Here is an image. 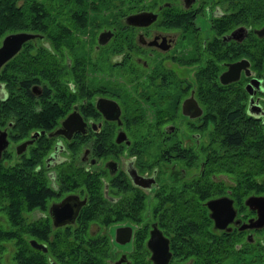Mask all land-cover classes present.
<instances>
[{
  "label": "trees",
  "instance_id": "trees-1",
  "mask_svg": "<svg viewBox=\"0 0 264 264\" xmlns=\"http://www.w3.org/2000/svg\"><path fill=\"white\" fill-rule=\"evenodd\" d=\"M211 2L223 5V12L210 18L214 35L204 48L198 42L192 55L186 53L178 58L183 64L193 65V81L187 85L193 88L203 108L199 128L206 129L210 146L197 147L193 163L179 159L178 164L185 169L194 165V178L178 177L180 188L163 184L162 192L154 194L156 201L150 213L169 233L178 259L190 258V264H264V230L261 240L255 238L252 242L241 240L239 232L235 236L231 231H217L211 226L203 203L209 197L226 194L239 212L244 209L243 199L248 194H264L263 124L246 110V92L240 80L224 84L217 79L222 61L238 56L247 57L255 73H261L264 37H256L249 30L237 43L223 42L219 35L237 24L252 28L264 23V0ZM141 9L159 11L158 25L193 30L192 11L176 8L171 0H0V38L11 31L35 34L0 65V85L4 92L0 96V128L7 129L10 139H22L36 129L47 131L51 122H56L80 94L77 86L84 82L86 69L92 64L90 55L96 44V31L110 28L118 34L127 26L122 24L121 17ZM109 44L118 42L112 39ZM126 65L134 66V63L128 61ZM158 71L159 67L155 66L149 73ZM164 71L163 76L169 73ZM68 81L74 83L72 89L68 88ZM33 82L41 83L40 95H32L29 88ZM185 89L187 86L179 89L180 97L187 92ZM120 99L125 108L138 107L125 94ZM173 117L172 110L167 114L157 107L147 125L158 128L167 120L173 121ZM157 128L144 132L151 139ZM51 138L45 133L37 135L14 160L10 150L2 153L0 264H51L47 255L52 264H107L108 242L105 236L88 235L86 222L91 219L98 223L139 221L148 197L120 195L119 204L112 206L101 193L98 173L81 170L73 163L79 148L74 139L66 145L69 153L65 165L69 169L58 168L54 172V188L42 162L51 148ZM201 157L204 160L198 167ZM73 189L83 190L87 198L76 225L51 229L47 217L30 218L32 210L43 211L49 199ZM91 204H101L103 208L98 213L91 212ZM49 230L52 237L47 250L33 249L31 238L45 240ZM132 264L149 263L136 258Z\"/></svg>",
  "mask_w": 264,
  "mask_h": 264
},
{
  "label": "flooded vegetation",
  "instance_id": "flooded-vegetation-1",
  "mask_svg": "<svg viewBox=\"0 0 264 264\" xmlns=\"http://www.w3.org/2000/svg\"><path fill=\"white\" fill-rule=\"evenodd\" d=\"M204 1L171 0L176 8L192 11L190 16L192 17L191 27L193 30L181 31L180 28L158 25L159 11L151 9H141L150 10L156 14L155 18L148 24L133 25L126 23L124 18L127 13L121 17L122 24L127 26L120 29V33L115 34L110 28L98 29L94 37L96 44L94 43V50L92 49L90 55V63L92 64L89 66L90 68L86 69L87 76L84 78V82L77 86L80 94L75 101L70 103V108L61 117L57 118L56 122H51V127L47 131L43 129L32 130L27 137L16 141L10 139L7 129L0 128L5 130L8 139L6 147L1 151L0 158L5 150H10L8 148L9 142L13 144L10 157L14 160L12 156L14 155L16 159L18 155L25 152L27 146L33 143L37 135L45 133L47 136L52 137L51 148L43 156L42 162L54 188H56L54 172L58 168L69 169L65 165L69 153L66 145L74 139L75 142L78 141L79 148L73 157V163L77 164L81 170L98 173L102 182L101 193L111 202L112 206L119 204L120 199L118 198L120 195L143 194L148 197L145 209L141 210L139 221L124 219L98 223L96 220L91 219L86 222L85 231L88 235L102 236L103 238L105 236V240L109 245V255L105 258L107 264H132V261L134 262L136 258L138 261L143 260V263L153 264L155 263L153 261L154 257L155 259L165 258L166 264L191 263L190 258L178 259L174 255L169 233L164 230V226L158 224L150 211L152 203L156 201L154 194L162 192L163 184L166 187L179 186L178 188H180L181 180H177L178 177L186 180L194 178L196 174L194 165L185 169L178 164L179 159L193 163L197 147L200 145L210 146L206 129L204 131L199 128V117L203 108L197 101L193 88L187 85L188 82L193 81V65L183 64L178 59L180 56H185L186 53L187 56L192 55L198 42L204 48L206 42H209L208 39L214 35L210 18L213 15L221 14L223 5L211 2V5L206 7L203 5ZM163 3L168 4L169 2L163 1ZM205 7L208 10L207 15L202 11ZM261 25L251 28L243 24H237L220 34L219 38L223 42L234 41L239 43L246 37L249 30L256 37H264V35H257L253 31ZM202 26L211 28L212 33L202 31ZM104 29L109 30L111 34L104 43L100 44L97 42V34ZM197 37L202 39L198 38L197 40ZM112 39L117 41L118 44H109ZM100 45H104V47L100 48ZM241 57L247 59V57ZM241 57L222 61V68L217 74V79L219 73L226 69L228 62L238 60ZM128 61L133 62L135 68L126 65ZM247 61L248 74H244L242 68L237 79L224 84L234 81L239 83V80L243 83L246 92L245 108L250 115H253L263 124L264 130V63L262 64L261 73L258 75L250 67L248 59ZM155 66L159 67L160 71L150 75V68ZM181 66L188 68V71L190 70L191 79H188L189 74L187 76L180 74L179 67ZM162 70L169 73L163 76ZM181 81L183 82L181 83ZM173 85L174 87H172ZM246 85L252 89V92L248 91ZM67 86L72 89L74 83L68 81ZM186 86L187 90L185 89L184 92H187L180 97L179 89L186 88ZM29 89L32 95H40L41 83L33 82ZM168 92L170 93L168 94ZM83 93L85 95H82ZM190 93L200 108V113L196 116H189L197 112V108L192 104H190L191 108L187 112L182 113L181 111V102ZM124 94L126 97L131 98L132 103L137 104L138 107H123L120 96L124 98ZM110 99L116 102L117 111L110 106ZM157 107H162L167 114L172 110L174 113L173 121L167 120L161 123L158 128L153 124L147 125V122L152 121L154 109ZM73 109L78 113L80 121L74 118L69 125L60 122ZM135 121L141 123H134ZM56 127L60 129L57 130L58 133L54 134L53 129ZM208 127L209 124H207ZM154 128H157V130L149 139L144 131ZM117 135L120 139H116ZM27 139H31V141L26 142L23 147L18 146V151H16V145ZM203 160L204 157L199 159L198 167H201ZM178 170L180 171L179 175ZM69 195L76 196L82 203L74 213L76 200L72 198L65 199L63 201L65 204H72L71 210L63 215L61 211L64 209L65 204L62 203L57 216L59 223L53 222L49 207ZM217 196L229 197L226 194L213 197ZM229 198L234 214L229 221L221 224V227L215 225L210 217V210L205 205L207 199L203 201L207 209V215L211 219V226L217 231H231L235 236V233L239 232L241 240L246 239L251 242L255 238L261 240L263 235L261 231L264 230V224L240 227L241 224L247 223L248 218L254 219L256 217L255 210L250 209L243 199L244 209L238 212L237 207L233 204V199ZM86 201L87 198L83 190L62 191L59 195L49 199L43 211L32 210L30 218L47 217L51 229L69 225L73 227L74 224L78 223L79 211ZM102 208L101 204L89 205L91 212L98 213ZM120 227L123 229L116 231ZM155 229L166 240V254L164 251H155L153 238L150 242L148 241L149 244L147 242L150 233L152 236V231H155ZM125 234L128 236L126 240L124 238ZM159 234L153 237L156 245L161 248V241L164 240L161 239ZM51 237L52 233L49 230L46 231L45 240L31 238L38 243H43L45 247L44 250L34 246L32 248L45 252L47 250L46 245L50 242ZM46 258L52 264L49 255Z\"/></svg>",
  "mask_w": 264,
  "mask_h": 264
},
{
  "label": "water",
  "instance_id": "water-1",
  "mask_svg": "<svg viewBox=\"0 0 264 264\" xmlns=\"http://www.w3.org/2000/svg\"><path fill=\"white\" fill-rule=\"evenodd\" d=\"M155 15L156 14L153 11L141 10V11H135L132 13H128L124 19H125L126 23H130L133 25H145V24L150 23L155 18ZM253 31L257 35H264V24H262L258 28H255ZM110 34H111V32L109 30H106V29L101 30L97 34V42L100 44L104 43ZM34 36H35L34 33L28 32V31H11V32H7L4 35H2V37L0 38V65L5 60H7L20 47V45L23 41H25L29 38H32ZM247 64H248L247 59L243 58V57L239 58L238 60L228 62L226 64V69L221 71L218 75L219 81L221 83H225V82H229V81H233V80L237 79L239 72L242 68H243L242 71L244 72V74H248ZM247 88H248L249 92H252L251 88H249L248 86H247ZM1 90L2 89L0 88V96H2L4 94L3 91H1ZM249 100H250V97H249ZM109 103H110V106L115 108L117 111L116 102L114 100L110 99ZM190 104H192L195 108H197V112L193 113L189 116L198 115L200 113V108L196 104L191 93L186 98H184L181 102L182 113L187 112L191 108ZM74 118L76 120L80 121V117H79L78 113L75 111V109H73L71 112H69L60 122H62L64 125H69L72 123V120ZM58 129H60V128L56 127L55 129H53V133L54 134L58 133L57 132ZM116 139H120L119 135H117ZM30 141H31V139H27L26 141L24 140V141L20 142V144L16 145V151H18V146L23 147L24 144H26V142H30ZM7 142H8V139L6 137L5 130L0 129V154H1V151L6 147ZM67 198H72V199L76 200V202H75L76 204L74 207V213H75L77 207L82 203V201L78 200L76 198V196L69 195V196L65 197L64 199H62L61 201H59L58 203L52 204L49 207V211L52 215L53 222L59 223V219L57 218L58 212H59V209H60V206L62 205V203H63V205L65 204V202H63V201ZM244 203L250 209L255 210L256 217L254 219L248 218L247 223H244L243 225L241 224L240 227L242 228V227H246V226L250 227V226L263 225L264 224V195H248L244 198ZM205 205L210 210V217L213 219L214 224L217 225L218 227H221L220 226L221 224H224L227 221H229L234 214V209L232 208V205H231V199L229 197H226V196H217V197L207 199L205 201ZM71 206H72V204L71 205L65 204V207H64V209H62L61 213L63 215L66 214L68 211L71 210ZM121 229H123V228L122 227L117 228L116 231L121 230ZM128 230H129V227H128ZM155 231H152V236L150 233V236H149L147 242L148 241L150 242L153 238V245L156 247L155 251L156 252H163L164 251L166 254V250H167L166 240L160 236L158 230L155 229ZM156 234H159L161 239L164 240V241H161V248L159 246H157L155 241H154V237ZM126 235L127 234L124 235L125 240L128 238V236H126ZM149 242H148V244H149ZM30 244L36 248H41L42 250H44V248H45L43 243H38L34 239L30 240ZM166 258H167V256H166ZM153 261H155V263H153V264H166L165 258L155 259V257H154Z\"/></svg>",
  "mask_w": 264,
  "mask_h": 264
},
{
  "label": "rangeland",
  "instance_id": "rangeland-1",
  "mask_svg": "<svg viewBox=\"0 0 264 264\" xmlns=\"http://www.w3.org/2000/svg\"><path fill=\"white\" fill-rule=\"evenodd\" d=\"M211 0H205L204 2H203V5L204 6H206V7H209L211 4ZM206 7L204 8V9H202V11L205 13V15H207L208 14V10L206 9ZM130 24V23H129ZM202 31H204V32H206V33H212V29L211 28H209V27H205V26H202V29H201ZM94 50V49H93ZM107 65H108V63H107ZM117 68H119V67H117ZM174 68H175V66H174ZM179 70H180V74L181 75H185V76H187L188 74V79H191V73L188 71V68H185V67H179ZM8 148L10 149V150H13V144L11 143V142H9V145H8ZM12 158L13 159H15V156L13 155L12 156Z\"/></svg>",
  "mask_w": 264,
  "mask_h": 264
}]
</instances>
